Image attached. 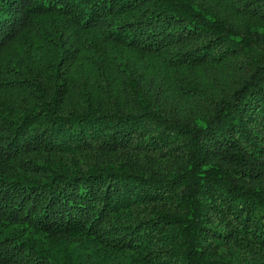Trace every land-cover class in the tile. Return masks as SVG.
<instances>
[{"label":"trees","instance_id":"obj_1","mask_svg":"<svg viewBox=\"0 0 264 264\" xmlns=\"http://www.w3.org/2000/svg\"><path fill=\"white\" fill-rule=\"evenodd\" d=\"M0 264H264V0H0Z\"/></svg>","mask_w":264,"mask_h":264}]
</instances>
